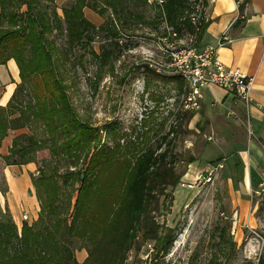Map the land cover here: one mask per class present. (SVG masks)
<instances>
[{
  "label": "trees",
  "instance_id": "obj_1",
  "mask_svg": "<svg viewBox=\"0 0 264 264\" xmlns=\"http://www.w3.org/2000/svg\"><path fill=\"white\" fill-rule=\"evenodd\" d=\"M87 1L73 0L59 15L54 0H0V65L13 59L20 79L7 105L0 106V145L9 132L28 131L15 136L0 158L6 165H25L48 154L32 177L36 220L23 222L18 232L0 210V264H79L71 256L74 240L87 249L81 264H123L139 232L143 240L160 241L162 227L151 212L161 208V198L184 175L177 165L195 161L174 151L169 138L177 134L174 126L156 143L100 144L98 128L77 112L66 78L73 48L91 41L96 29L83 14ZM193 1L165 0L167 20L179 39L183 30L199 39L206 27L205 15L198 27L191 23ZM243 22L239 18L235 24ZM58 37H64L60 45ZM194 115L178 113L186 125ZM179 131L185 133L180 126ZM66 190L68 200L75 195L72 204L61 198Z\"/></svg>",
  "mask_w": 264,
  "mask_h": 264
},
{
  "label": "rangeland",
  "instance_id": "obj_2",
  "mask_svg": "<svg viewBox=\"0 0 264 264\" xmlns=\"http://www.w3.org/2000/svg\"><path fill=\"white\" fill-rule=\"evenodd\" d=\"M87 2L83 14L96 29L91 41L73 48L67 67L66 80L72 83L69 92L77 112L98 128L100 144L111 145L113 140L136 146L156 143L174 126L177 134L169 137L174 151L182 160L188 154L195 158L188 166L184 162L177 165L184 175L176 188L168 189L161 198V208L151 212L162 227L160 241L143 240L139 232L123 264H264V175L255 174L253 162L251 186L244 174L248 155L254 151L236 143L220 147L213 136L208 138L203 122L199 127L191 122L186 125L178 116L191 105L187 77L180 79L179 72L192 70L189 49H198L194 47L197 35L189 36L183 30L179 39L161 0ZM192 3L188 17L194 18L196 28L208 5L204 0ZM72 4L73 0H54L59 15ZM63 40L55 39L57 45ZM24 133L27 129L8 135ZM45 158L48 154L41 153L36 162L24 165H31L33 178L38 175V162ZM263 161L259 160L260 165ZM10 167L15 165H6L0 158V210L12 218L20 232L23 222H33L39 203L35 197L31 199L30 192H24L17 203L18 212L9 209L13 202L5 173ZM74 196L71 193L68 200L67 190L61 194L71 204ZM70 249L73 260L85 262L84 242L74 240Z\"/></svg>",
  "mask_w": 264,
  "mask_h": 264
},
{
  "label": "crops",
  "instance_id": "obj_3",
  "mask_svg": "<svg viewBox=\"0 0 264 264\" xmlns=\"http://www.w3.org/2000/svg\"><path fill=\"white\" fill-rule=\"evenodd\" d=\"M239 6L243 7L242 13ZM239 18L244 19V22L237 26L235 22ZM205 21L206 27L197 39V48L202 50L207 46L216 47L219 40L227 35L229 42L217 49V59L227 68L253 77L254 85L249 105L242 104L216 85L204 87L200 110L190 122L194 126L203 122L205 132L209 133L208 138L213 136L215 144L220 147L225 148L224 146L228 144L236 143L240 146L248 145L254 151L248 155L249 166L244 169L245 179H249L251 186L253 169L255 174L264 175V165H260L259 162L264 160V0L209 1ZM19 82V69L13 59L0 65L1 107L7 105ZM14 137L9 134L2 140L1 157L8 154ZM220 153L224 154V151ZM252 162L253 169L250 167ZM31 172L30 164L15 165L6 170L5 175L13 202L9 209L13 212H18L17 203L23 199L24 192H30L31 199L36 198ZM29 203L34 208L33 200H29ZM37 209L39 211V208ZM34 216L33 221L36 220L38 212Z\"/></svg>",
  "mask_w": 264,
  "mask_h": 264
},
{
  "label": "built area",
  "instance_id": "obj_4",
  "mask_svg": "<svg viewBox=\"0 0 264 264\" xmlns=\"http://www.w3.org/2000/svg\"><path fill=\"white\" fill-rule=\"evenodd\" d=\"M161 1L165 2V0ZM192 19L194 18H190L191 23ZM186 42L184 45L188 44V39ZM228 42L229 37L224 35L216 47L207 46L202 50L195 51L194 70L179 72V76L187 77L188 89L191 92V105H187V110H200L202 89L210 84L223 89L244 105L251 103L253 77L247 76L238 70L227 68L216 57L217 49Z\"/></svg>",
  "mask_w": 264,
  "mask_h": 264
},
{
  "label": "bare ground",
  "instance_id": "obj_5",
  "mask_svg": "<svg viewBox=\"0 0 264 264\" xmlns=\"http://www.w3.org/2000/svg\"><path fill=\"white\" fill-rule=\"evenodd\" d=\"M189 50H192L191 51V54L193 55V58H194V60H193V58L191 59V62L193 63V65H192V70L191 71H193L194 70V62H195V51H198V49H196V48H191V49H189ZM192 57V56H191ZM188 66V65H187ZM183 68H184V66H183ZM190 71V72H191ZM187 72V71H186ZM185 77V76H184ZM186 78V77H185ZM186 81V80H185ZM191 93V92H190ZM246 184L247 185H249V179L247 178L246 179Z\"/></svg>",
  "mask_w": 264,
  "mask_h": 264
}]
</instances>
